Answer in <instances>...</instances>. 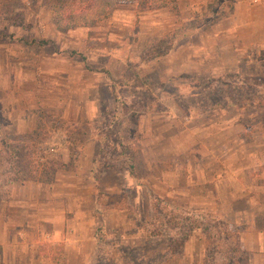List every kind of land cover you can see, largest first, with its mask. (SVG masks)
Masks as SVG:
<instances>
[{"label": "rangeland", "instance_id": "1", "mask_svg": "<svg viewBox=\"0 0 264 264\" xmlns=\"http://www.w3.org/2000/svg\"><path fill=\"white\" fill-rule=\"evenodd\" d=\"M230 5H206L188 19L166 9L136 13L132 3H120L109 19L68 32L55 30L42 0H0V196L33 192V182L12 186L10 175L12 153L26 151L20 138L33 128L35 112L74 124L76 114L86 113V100L99 108L95 120L79 121L87 122V139L100 142L91 169L80 159V145L71 168L57 170L47 186L63 218L67 254L50 263L42 248L50 242L33 241L31 254L20 252L26 254L20 264L246 263L227 251L236 244L227 225L221 229L214 214L165 200L156 179L171 163L196 160L203 147L218 146L221 113L242 112L248 132H264V54L218 72L233 59L228 52L209 57L198 36L220 16L218 7L226 14ZM65 139L61 130L48 132L33 148L37 161L60 158L56 146ZM129 165L134 176L124 187ZM27 235L37 240L40 232ZM189 239L201 252L191 247L185 254Z\"/></svg>", "mask_w": 264, "mask_h": 264}, {"label": "crops", "instance_id": "2", "mask_svg": "<svg viewBox=\"0 0 264 264\" xmlns=\"http://www.w3.org/2000/svg\"><path fill=\"white\" fill-rule=\"evenodd\" d=\"M175 2L178 13L193 19L206 5L221 4L222 0ZM230 2L229 12L225 14L221 6L218 7L220 16L206 22L204 32L198 35L209 57L222 58L228 52L233 59L229 66L220 65L218 72L235 69L239 61L252 59L257 53L264 54V0ZM96 104L94 100H86L83 103L88 107L86 113L83 116L76 114L72 123H79L82 117L88 121L98 118ZM219 117L225 124L221 127L218 146L203 147L196 160L193 157L179 165L171 163L156 178L157 185L161 187L165 200L175 199L180 208L194 213L214 214L217 221L227 225L229 232L236 236L237 247L246 257L245 264H264V132L259 128L248 132L241 123L242 112L231 117L221 113ZM56 147L61 156L59 159L67 162L66 141L59 140ZM81 148L80 159L90 170L100 142L94 138L86 139ZM121 179L124 187L131 184L132 177L125 172ZM10 183L12 186L17 184ZM32 186L33 192L22 198H15L12 194L0 196V264H20L21 258H26V254L20 257V252L29 251L31 254L30 248L35 245L33 241L47 240L51 245L62 243L63 251L68 252L62 241L63 218L58 209L54 212L52 208L50 189L38 183H32ZM40 223L49 227L47 233L40 231ZM36 229L40 232L39 238L29 239V230ZM191 247L201 250L199 244L189 239L183 246L185 254L191 251ZM47 260L53 263L50 258Z\"/></svg>", "mask_w": 264, "mask_h": 264}, {"label": "trees", "instance_id": "3", "mask_svg": "<svg viewBox=\"0 0 264 264\" xmlns=\"http://www.w3.org/2000/svg\"><path fill=\"white\" fill-rule=\"evenodd\" d=\"M48 10L52 24L57 31H69L77 28H87L95 23L109 19L113 8L120 3H132L136 13L149 12L166 9L171 13L177 12L175 0H42ZM170 43L171 39H168ZM44 44V42H42ZM165 53V52H164ZM162 53V54H164ZM35 122L30 132L20 138V142L26 144V151L12 153L11 181L20 183L29 181L49 186L54 181V175L59 169L69 170L76 160L77 148L88 137L87 122L69 124L60 120L58 116L38 111L35 112ZM61 130L65 135L68 150V161L62 162L59 158H45L38 162L33 151L35 145L46 138L48 132ZM28 148H32L28 150ZM133 166L126 167L128 174L133 177ZM123 169V168H121ZM201 224H196L195 228ZM215 225V224H213ZM219 228L226 225L216 221ZM48 252L50 260L57 262L63 252V245L57 243L42 246ZM206 251V249H204ZM244 257L237 245L230 247L227 251Z\"/></svg>", "mask_w": 264, "mask_h": 264}]
</instances>
